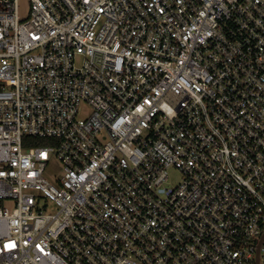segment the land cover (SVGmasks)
I'll return each instance as SVG.
<instances>
[{"label": "built area", "instance_id": "obj_1", "mask_svg": "<svg viewBox=\"0 0 264 264\" xmlns=\"http://www.w3.org/2000/svg\"><path fill=\"white\" fill-rule=\"evenodd\" d=\"M19 1L0 264H264V0Z\"/></svg>", "mask_w": 264, "mask_h": 264}, {"label": "rangeland", "instance_id": "obj_2", "mask_svg": "<svg viewBox=\"0 0 264 264\" xmlns=\"http://www.w3.org/2000/svg\"><path fill=\"white\" fill-rule=\"evenodd\" d=\"M19 6H20L21 16H23L27 12V10L29 8V4H28L27 0H20ZM60 170H61V168H60L59 162L53 156H51L49 162L47 163L44 177L47 180L53 182L54 177H56L60 174ZM180 181H181L180 173L175 169L169 170V172H168V184L176 185Z\"/></svg>", "mask_w": 264, "mask_h": 264}, {"label": "trees", "instance_id": "obj_3", "mask_svg": "<svg viewBox=\"0 0 264 264\" xmlns=\"http://www.w3.org/2000/svg\"><path fill=\"white\" fill-rule=\"evenodd\" d=\"M25 139H30V141H34L36 143V146H43V144L45 143L44 141L46 140H38L37 138H28L26 137Z\"/></svg>", "mask_w": 264, "mask_h": 264}, {"label": "water", "instance_id": "obj_4", "mask_svg": "<svg viewBox=\"0 0 264 264\" xmlns=\"http://www.w3.org/2000/svg\"><path fill=\"white\" fill-rule=\"evenodd\" d=\"M255 264H258V253L256 254Z\"/></svg>", "mask_w": 264, "mask_h": 264}]
</instances>
